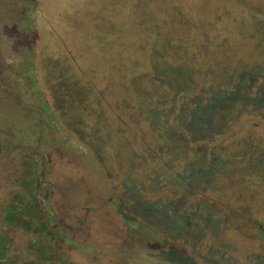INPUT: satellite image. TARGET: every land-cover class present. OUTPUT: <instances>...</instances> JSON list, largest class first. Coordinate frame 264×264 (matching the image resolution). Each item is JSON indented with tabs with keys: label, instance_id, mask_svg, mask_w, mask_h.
<instances>
[{
	"label": "rangeland",
	"instance_id": "obj_1",
	"mask_svg": "<svg viewBox=\"0 0 264 264\" xmlns=\"http://www.w3.org/2000/svg\"><path fill=\"white\" fill-rule=\"evenodd\" d=\"M51 2L61 3L0 0V233L8 235L7 259L25 254L39 234L3 221L9 198L29 189L36 175L33 199L69 264H264V104L238 115L240 104L223 108L215 122L228 117L226 124L196 138L197 145L173 128L184 141L188 155L182 156L173 154V145L158 152L157 132L152 135L136 123L139 114L125 108L121 126L64 118L55 106L45 48ZM259 25L264 43V22ZM204 49L202 60L210 61L217 49ZM246 50L237 47V55ZM80 65L109 85L95 71L105 64ZM82 78L70 73L64 81ZM167 117L170 123L172 115ZM137 202L155 213L144 217ZM22 259L29 264L37 258Z\"/></svg>",
	"mask_w": 264,
	"mask_h": 264
},
{
	"label": "trees",
	"instance_id": "obj_2",
	"mask_svg": "<svg viewBox=\"0 0 264 264\" xmlns=\"http://www.w3.org/2000/svg\"><path fill=\"white\" fill-rule=\"evenodd\" d=\"M60 2L50 3L46 22L50 34L45 48L51 52L55 106L64 118L78 115L92 125L102 118L121 126L126 124L121 116L125 108L139 114L136 123L152 135L157 132V141L163 146L158 152L166 154L173 145V154L182 156L188 155L182 149L184 141L173 136V128L186 131L187 140L197 145L196 138L226 124L228 117L215 122L223 108L231 111L240 104L238 115L264 104L263 27L259 25V21L264 22V0ZM207 46L217 49L210 54V61L202 60V55L208 54L203 50ZM237 47L247 50L238 56ZM250 58L257 60L250 61L251 65L243 62ZM85 61L105 64L95 71L104 73L109 85L94 81V72H83L80 64ZM70 73L85 79L68 83L64 78ZM37 182V176L32 175L29 189L9 198L3 221L27 231L37 229L39 234L25 254L10 262L6 256L8 235L0 233V249L4 251L0 264H25L22 258L29 254L37 258L29 264H69L33 199Z\"/></svg>",
	"mask_w": 264,
	"mask_h": 264
},
{
	"label": "flooded vegetation",
	"instance_id": "obj_3",
	"mask_svg": "<svg viewBox=\"0 0 264 264\" xmlns=\"http://www.w3.org/2000/svg\"><path fill=\"white\" fill-rule=\"evenodd\" d=\"M139 202V201H138ZM137 202V203H138ZM139 205H137L138 207H136V206H134V208H135V210L136 211H138L140 214H142L144 217H146V218H148L147 216H148V213L149 212H152V213H155V211H152L151 209H150V207H147V206H145V207H142L141 206V204L140 203H138ZM161 225V224H160ZM163 225V228H165V230H169V226H165L164 224H162ZM191 226V224L189 225H187V229L186 228H182V227H180V229L182 228V230H188V227H190ZM261 226V225H260ZM175 228V227H174ZM167 230V231H168ZM175 230V229H174ZM175 231H177V230H175ZM169 232V231H168ZM188 234L190 235V233H189V231H188ZM187 238V237H186ZM263 241H264V239H263Z\"/></svg>",
	"mask_w": 264,
	"mask_h": 264
}]
</instances>
